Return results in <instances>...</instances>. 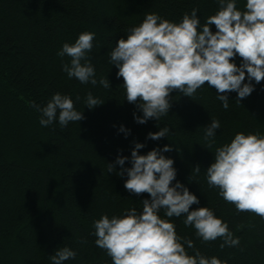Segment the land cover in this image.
Here are the masks:
<instances>
[{
    "label": "trees",
    "instance_id": "obj_1",
    "mask_svg": "<svg viewBox=\"0 0 264 264\" xmlns=\"http://www.w3.org/2000/svg\"><path fill=\"white\" fill-rule=\"evenodd\" d=\"M236 2L243 10L246 0ZM193 8L198 9L199 31L218 10V0H0V264H51L50 256L65 246L77 256L64 264H112L106 251L95 245L93 222L105 214L122 216L126 209L139 213L141 201L150 198L124 188L127 175L117 174L120 165L108 172V164H115L118 156L128 157L124 167H131L134 142L145 145L141 155L171 145L173 150L163 155L173 159L176 180L200 201L190 210L212 209L240 244L221 249L222 238L204 243L193 227L184 225V216L170 219L179 237L193 240L208 258L264 264V219L237 212L206 180L216 147L229 143L238 132L264 135V80L259 84L253 80L255 90L240 103L236 92L227 93L228 110L217 99L216 89L207 85L190 98L173 91L167 116L138 124L133 114L142 113L127 102L123 78H117L118 69L109 62L115 43L126 39L127 30L138 26L146 13L179 23ZM211 29L215 32V25ZM82 32L95 33L89 62L97 80L109 79V89L81 84L62 71L70 58L57 52ZM234 62L239 66L241 58ZM57 92L69 95L84 119L63 128L58 121L41 127L40 113L31 105L45 106ZM88 92L104 104L89 110ZM212 119L221 127L212 148L206 149L204 127ZM121 125L129 130L127 136ZM162 127L170 129L167 137L147 139L149 132ZM159 215L167 219L163 209Z\"/></svg>",
    "mask_w": 264,
    "mask_h": 264
},
{
    "label": "clouds",
    "instance_id": "obj_2",
    "mask_svg": "<svg viewBox=\"0 0 264 264\" xmlns=\"http://www.w3.org/2000/svg\"><path fill=\"white\" fill-rule=\"evenodd\" d=\"M197 12L193 8L179 23L157 13H146L138 26L127 30V38H120L110 51L109 62L118 69L117 78H123L127 102L142 113L133 114L138 124L167 116L173 91L190 98L207 85L216 89L217 99L228 110L227 93L236 92L240 103L255 90L253 80L255 84L264 80V0H246L243 10L237 8L236 0H218V10L206 18L199 31ZM94 39L95 33L82 32L74 43H64L57 55L70 58V63L62 64L69 79L109 89V79L97 80L95 67L89 62ZM237 56L241 58L239 66L234 62ZM85 104L92 110L104 102L88 92ZM31 106L40 113L39 124L44 128L57 121L63 128L84 119L73 99L59 92L45 106ZM220 127L217 119L204 127L206 149L212 148ZM120 131L126 136L129 132L122 125ZM169 132L168 127H162L149 132L147 139L160 140ZM143 147L144 144L134 142L131 167H124L128 157L118 156L115 164H108V172L120 165L117 174L127 175L124 188L135 195L147 193L150 198L141 201L139 213L132 208L122 216L109 218L105 214L95 220V245L106 251L112 264H227L215 256H203L193 240L177 235L170 219L184 216V225L193 227L196 237L204 243L222 238L221 249L238 247L240 239L212 209L190 210L200 201L176 180L173 159L163 155L173 150L171 145L141 155L139 150ZM194 171L198 174L200 166L196 165ZM206 180L208 187L218 189L219 197L234 205L237 212H250L264 219V135L238 132L229 143L216 147L214 162L206 169ZM161 209L167 219L160 217ZM185 245L193 250V255L188 254ZM76 256V251L65 246L58 248L50 260L51 264H64Z\"/></svg>",
    "mask_w": 264,
    "mask_h": 264
}]
</instances>
